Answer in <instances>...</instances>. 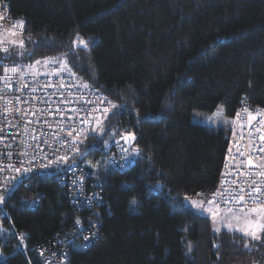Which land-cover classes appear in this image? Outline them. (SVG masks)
<instances>
[{
    "label": "trees",
    "instance_id": "16d2710c",
    "mask_svg": "<svg viewBox=\"0 0 264 264\" xmlns=\"http://www.w3.org/2000/svg\"><path fill=\"white\" fill-rule=\"evenodd\" d=\"M1 1L25 21L6 59H62L118 106L101 117L103 133L85 135L87 166L96 146L136 138L124 140L123 170L99 160L102 202L91 209L70 200L58 172L23 176L0 210V264H43L42 247L76 217L97 222L100 239L64 264H264V244L214 231L184 200L215 185L232 126L198 124L191 111L222 105L234 118L241 98L264 106V0Z\"/></svg>",
    "mask_w": 264,
    "mask_h": 264
},
{
    "label": "built area",
    "instance_id": "2783aa9c",
    "mask_svg": "<svg viewBox=\"0 0 264 264\" xmlns=\"http://www.w3.org/2000/svg\"><path fill=\"white\" fill-rule=\"evenodd\" d=\"M21 20L24 21L22 18L12 17L6 3L0 0V47L9 49L7 53L0 50V194L4 197L9 195L23 176L58 169L60 184L65 187L70 200H80L83 204L78 202L79 207L84 205L86 209H91L93 204L99 205L102 202L98 190L101 184L96 170L99 160L102 164L119 170L125 167L127 151L121 150L125 149L124 139H121L123 134L110 145L95 147L99 157L94 161L93 168L87 166L88 160L84 156L76 154V149L85 143V135L90 126L104 116L105 108H110L107 103L110 100L94 86L83 88V81L73 73L25 72L19 63L6 59L13 48L11 40L24 31L25 21L23 29L13 28ZM12 31L17 34L11 35ZM13 68L16 69L15 72L11 71ZM238 104L217 181L209 190L189 194L187 197L190 200H204L207 204L218 190L238 192L240 188H244L247 193L252 180L264 186V177L256 175L257 172L264 171V152L259 151L264 148V141L260 139L264 136V125L259 123L264 120V106L252 105L243 98ZM245 108L256 114V119L251 123L248 113L243 110ZM85 120L89 123L82 122ZM257 128L260 129L259 132L256 131ZM69 132L72 133L71 136L68 135ZM240 152L244 155L241 156ZM58 156H67L69 159L66 163L41 167L50 160H56ZM249 158L253 160V165L261 166L250 167L247 164ZM25 168L32 170L24 173ZM16 169H21V172H16ZM197 193L202 195L197 196ZM215 199L219 202V209L215 204L211 206L220 212L228 208L239 212L241 207L247 211L249 207L257 206L252 203L251 198L247 199V203L236 200L224 203L227 197L217 194ZM262 200L264 196L257 197L258 203ZM77 219L80 220L79 225L75 223ZM75 222L66 230V235H55L51 243L42 247L39 254L43 264H64L70 249L87 248L100 239L97 222H84L80 217H76ZM84 236H88L89 240L85 241ZM25 237L23 232L15 234L17 242L23 245Z\"/></svg>",
    "mask_w": 264,
    "mask_h": 264
},
{
    "label": "snow or ice",
    "instance_id": "6c2138e0",
    "mask_svg": "<svg viewBox=\"0 0 264 264\" xmlns=\"http://www.w3.org/2000/svg\"><path fill=\"white\" fill-rule=\"evenodd\" d=\"M23 26H24V21H17L14 25H13V28H16V27H19L20 29H23ZM11 35L15 36L17 33L15 31H12L10 33ZM13 44H16L17 41H12ZM19 46L20 47H23L24 46V42L23 40H20L19 42ZM79 45H82L84 48H87L88 47V42L83 40V39H80L78 41ZM0 50H2L3 52L7 53L9 52V49L7 47H0ZM51 61H45V63H49ZM37 64L40 63V61H36ZM69 71L70 74L71 71L70 69H68L67 67V62L66 61H61V68H60V71ZM11 71L15 72L16 69L13 68L11 69ZM61 87H63L64 85H60ZM81 86L85 89L89 88L90 85L87 84V83H81ZM36 89H33V91H35ZM19 99V98H17ZM104 101L102 100L101 103H103ZM107 103L110 105V108H105L103 111H104V118H107V113L110 111V109H115L117 108L118 106L113 104L111 101H107ZM245 112L248 113V116H249V123H251L252 120H255L256 119V114H254L252 111H250L249 109L245 108L243 109ZM5 111H8V109H6ZM237 117H239V113H237ZM83 123H89V121L85 120V121H82ZM234 123V122H233ZM259 123L261 125H264V120L262 121H259ZM243 127V125H242ZM92 132H100V133H103L104 132V129L102 127V120L101 119H97L96 121V126L94 128L91 129ZM257 132L260 131L259 128L256 129ZM69 136L72 135L71 132L68 133ZM115 135V133H114ZM86 138V137H85ZM135 134L134 133H127L125 135H122L121 136V139H124L126 143L128 142H131V141H134L135 140ZM260 139L262 141H264V136H261ZM83 142V141H81ZM107 143V142H106ZM117 144H119V141H116ZM122 151H127V149H121ZM259 151L261 152H264V148H260ZM134 152L138 155L139 154V150L138 149H134ZM76 154L77 155H80V150L77 148L76 149ZM241 156H243V152H240L239 153ZM26 155V153H25ZM68 157L67 156H63V157H60L58 156L56 158V160H50L48 164H45V165H41V167L43 168H47L49 166H51L52 164L54 163H60V162H67L68 161ZM127 159V158H125ZM262 162H264V158H262ZM241 163H243V161H241ZM247 164L252 167H257L259 168L261 165H253V160L251 158H249L247 160ZM32 169L31 168H25L23 169L24 173H27L29 171H31ZM16 172L20 173L21 172V169H16ZM256 175L258 176H261V177H264V171H259L256 173ZM15 179V178H14ZM250 191H248L247 193H245V189L244 188H240L239 191H219L218 190V193H214L213 194V198L208 200L207 201V204L208 205H213L215 204L216 205V208L217 210L219 209V202L216 201L215 197L217 194H219L220 196L222 197H227V199L224 200V203H228L230 200H236L237 202H244V203H247V199L248 198H251L252 200V203L254 205H257L255 207H249L247 209V211H245V209L243 207H241L239 209V213L235 212L233 208H228L226 211H227V215L225 217V222H226V226L227 228L231 231L233 230L234 228V225L232 224V221H236V223H242L243 224V227H240V228H237L235 229L236 231H240L243 236L245 237H250V239L252 241H258L260 242L261 244H264V239H262V237H264V200L262 201H259V203L257 202V197L259 196H264V186L262 185H258L256 184V182L254 180H252L249 185H248ZM197 196H200L202 195L201 193H197L196 194ZM184 200L186 202H188L190 204L191 207H193L195 210L197 211H207V212H210L212 213L214 216L217 214L216 212L213 211V208L212 207H205V201L204 200H190L189 197L185 196L184 197ZM5 201V197L4 195L0 194V204H3ZM137 201L135 199H133L132 201H130V204L131 205H136ZM77 225L80 224V220L77 219V221L75 222ZM214 231H217L219 232L220 229L219 228H214L213 229ZM83 239L85 241L89 240V237L88 236H84ZM244 247L245 248H248L250 247V244L248 242H245L244 244Z\"/></svg>",
    "mask_w": 264,
    "mask_h": 264
},
{
    "label": "rangeland",
    "instance_id": "374dc122",
    "mask_svg": "<svg viewBox=\"0 0 264 264\" xmlns=\"http://www.w3.org/2000/svg\"><path fill=\"white\" fill-rule=\"evenodd\" d=\"M16 38L13 39L12 41H14V40L18 41V37H16ZM39 61H40L39 64H37L35 61L29 67H26V66L23 67L22 70L25 72H30V73H40V72H42V73H48V72L62 73V72H64V71H60L61 61H63L62 59H47V61H51L49 63H45L46 60H39ZM191 120L193 122L198 123V124L206 125L209 127H217V126L230 127L232 125V122H233L232 117L225 115L222 105H218L212 112H204V111H200V110H196V109L192 110L191 111ZM95 126H96V124L93 126V128ZM88 133H99V132L98 131L92 132L91 130L88 129V132L86 133V135ZM91 145H94V144L91 143ZM53 171L58 172V169L48 170V171H43V172L53 173ZM205 207L207 208V207H212V206L205 203ZM213 211L217 213L215 216L212 213L207 212V211H202V212L198 211V212H200V213L208 216L209 218H211L213 229L219 228L220 230H229L227 228L226 222H225V217L227 215V211L219 212L214 208H213ZM237 213H239V212H237ZM232 224L234 225V228L231 231H236L235 229L243 227L242 223L238 224V223H236V221H232ZM236 232L241 233L240 231H236Z\"/></svg>",
    "mask_w": 264,
    "mask_h": 264
},
{
    "label": "crops",
    "instance_id": "0c3cea01",
    "mask_svg": "<svg viewBox=\"0 0 264 264\" xmlns=\"http://www.w3.org/2000/svg\"><path fill=\"white\" fill-rule=\"evenodd\" d=\"M220 212V211H219ZM211 219V218H210Z\"/></svg>",
    "mask_w": 264,
    "mask_h": 264
}]
</instances>
